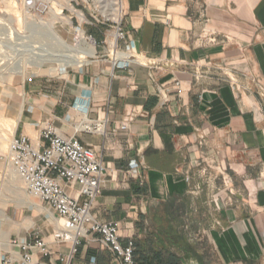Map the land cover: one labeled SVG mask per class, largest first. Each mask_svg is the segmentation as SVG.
Wrapping results in <instances>:
<instances>
[{"label": "crops", "instance_id": "crops-1", "mask_svg": "<svg viewBox=\"0 0 264 264\" xmlns=\"http://www.w3.org/2000/svg\"><path fill=\"white\" fill-rule=\"evenodd\" d=\"M122 2L130 33L119 48L144 58L118 65L108 26L94 22L97 46L83 64L57 80H23L15 135L36 144L51 122L95 150L105 173L93 215L116 222L123 244L134 241L136 264H262L264 0ZM106 118L105 134L89 129ZM10 215L2 252L38 230L52 247L51 256L37 254L43 264H118L97 234L62 261L71 245L53 241L55 214Z\"/></svg>", "mask_w": 264, "mask_h": 264}, {"label": "built area", "instance_id": "built-area-1", "mask_svg": "<svg viewBox=\"0 0 264 264\" xmlns=\"http://www.w3.org/2000/svg\"><path fill=\"white\" fill-rule=\"evenodd\" d=\"M37 4V0H26L25 3L30 11L34 10ZM111 19L114 21L113 38L117 41L112 52L117 64L127 62L123 64L124 68L128 66L129 61L143 59L141 54L127 55L119 48V42L127 41L130 33L124 26L123 14L120 20ZM215 40L211 38L212 42ZM108 44L111 46L110 42ZM211 68H217V65H212ZM218 69L222 70L233 84V79L228 75V68ZM198 72L199 68L196 74L200 76ZM176 85V91L167 90L169 94H173L172 97L181 92L180 82H176ZM164 89L159 86L161 92ZM88 127L94 132L105 134L108 118L95 120L93 125ZM122 128L127 129V124L123 123ZM5 158L22 177L29 195L38 199L57 216L59 224L52 234L53 241L56 244L71 245L70 252L61 257L62 261L68 262L73 258L83 238L97 234L101 244L114 254L118 264H136L134 241L123 244L116 222H102L93 215L94 202L102 191L105 167L101 157L92 147L84 144L77 135L59 133L57 127L49 122L41 129L40 139L36 144L26 135H14ZM214 169L223 176L219 164ZM202 171L207 174V170ZM70 186L75 188L74 193L69 191ZM185 229L190 230L195 241H202L199 235L191 232V227L186 225ZM11 245L14 246L13 250L0 253V264H43L37 259V254L43 257L52 255L50 242L38 230L33 232L28 240L19 242L15 239L11 241Z\"/></svg>", "mask_w": 264, "mask_h": 264}, {"label": "rangeland", "instance_id": "rangeland-1", "mask_svg": "<svg viewBox=\"0 0 264 264\" xmlns=\"http://www.w3.org/2000/svg\"><path fill=\"white\" fill-rule=\"evenodd\" d=\"M37 2V7L30 11L25 8L26 0H0V91H9L11 97V99L2 100L5 95L0 92V139L5 137L3 141L0 140V210L5 217L2 220L0 215V233L3 229L8 237L11 227H2V223H8L13 209L22 210L26 216L44 214L52 220L56 219L48 207L29 195L22 177L19 178L16 187L19 195L13 192L15 188L10 179L12 166L5 155L14 136L12 127L16 110L21 101L23 102L19 96L23 80L25 78L57 80L73 67L79 66L62 67V64L69 60L62 55L66 50L63 40L74 47L92 49L94 44L97 46V42L91 38L88 29L94 26V22L108 26L111 35L108 36L106 45L110 47L108 43L110 39H113L114 32L112 27L114 21L111 18H116L118 7L117 0H37ZM48 3H53L55 13L51 14L45 9ZM47 23L51 27L47 26ZM54 29L57 32L55 34ZM80 32L83 38L78 43L76 37ZM43 46L47 47L44 49ZM32 48L36 50L32 51ZM48 48L50 52L57 55L50 52L45 55L39 53V51H48ZM38 61L45 62L44 65L52 69L41 73L38 67L32 64ZM22 68H26L24 78L19 77ZM26 199L31 200L33 204L24 203ZM32 223L30 221L29 225ZM205 247L204 242L200 241L201 252L207 253ZM0 253H2L1 250ZM207 255L209 257V254Z\"/></svg>", "mask_w": 264, "mask_h": 264}, {"label": "bare ground", "instance_id": "bare-ground-1", "mask_svg": "<svg viewBox=\"0 0 264 264\" xmlns=\"http://www.w3.org/2000/svg\"><path fill=\"white\" fill-rule=\"evenodd\" d=\"M50 1V0H49ZM70 1V0H69ZM117 4H118V7H117V13L115 14V16H116V18H115V20H120L121 19V14H122V2H121V0H117ZM26 9H27V7H25ZM44 9V8H43ZM45 9H47V10H49V12L51 13V14H53V13H55V9H54V7H53V3L52 4H50V3H48V5L46 4L45 5ZM75 11V10H74ZM55 15V14H54ZM83 16V15H82ZM43 22V21H42ZM45 23V22H44ZM47 26H49L48 25V23L46 24ZM49 27H51V26H49ZM54 28V27H53ZM49 31V30H48ZM53 31V30H52ZM55 29H54V34H55ZM52 33V32H51ZM57 33V32H56ZM53 34V33H52ZM84 34V33H83ZM61 36V35H60ZM59 36V37H60ZM77 38V42L78 43H80L81 41H82V38H83V35H82V33L80 32V33H78V37H76ZM63 40V39H62ZM116 43H117V41H116V39H114V41L112 42V44H113V49H115V47H116ZM63 44H64V47L66 48V50H64V52L62 53V55L66 58V59H69L68 61H66L65 63H63L62 65V67L63 68H66V67H68V66H75V65H81V64H83L86 60H87V56L88 55H90L91 53H93V49H88V48H80V46H76V47H74V46H72L70 43L69 44H67L66 42H65V40H63ZM45 47H47V46H45ZM45 47L43 46V48L45 49ZM29 48V47H28ZM34 48V47H33ZM32 48V51H34V50H36V49H33ZM40 50V49H39ZM42 50V49H41ZM38 51V50H37ZM36 51V52H37ZM42 52V53H41ZM48 52H50V50H49V48H48V51H46V52H44V51H39V53L41 54V55H45V54H47ZM51 54H55L54 52H50ZM49 53V54H50ZM115 53V52H114ZM55 55H57V53L55 54ZM32 64H35L37 67H38V69H39V71L41 72V73H44V72H46V71H48V70H51L52 69V67H47L46 65H44L45 64V62H41V61H38V62H35V63H32ZM26 76V68H22L21 70H20V76L19 77H21V78H24ZM0 92H2V90L0 91ZM3 93V92H2ZM7 99H10V97H9V95H7V97H6ZM22 109H23V107L22 106H20L17 110H16V117H15V121H14V124H13V127H12V131H13V135H15V130H16V128H17V125H18V122H19V120H20V118H21V116H22ZM4 138L5 137H3V138H1L0 140H4ZM1 143V142H0ZM1 150L2 151H5V149L4 148H1ZM21 176L16 172V170L12 167L11 168V177H10V179H11V181L13 182V187L15 188V191H13L15 194H17V195H19L18 193H17V191L16 190H18V188H16L17 187V182L19 181V178H20ZM11 184V183H10ZM14 190V189H13ZM21 191V190H20ZM24 203H26V204H33V202L31 201V200H29V199H26V201H24ZM49 209V208H48ZM52 214H53V212H52ZM0 215H1V218H2V220H4L5 219V217H4V215H3V213L1 212V210H0ZM1 220V221H2ZM2 227H7L8 225H9V223H2ZM6 236H7V234L3 231V229H2V231H1V233H0V238H1V242H0V244H6L5 243V241L7 240V238H6ZM14 247V246H13Z\"/></svg>", "mask_w": 264, "mask_h": 264}]
</instances>
